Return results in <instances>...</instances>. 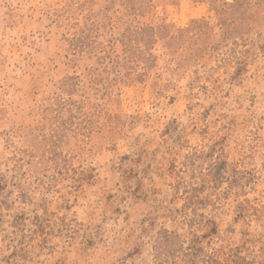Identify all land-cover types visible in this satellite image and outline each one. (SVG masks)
Returning <instances> with one entry per match:
<instances>
[{"label": "rangeland", "instance_id": "rangeland-1", "mask_svg": "<svg viewBox=\"0 0 264 264\" xmlns=\"http://www.w3.org/2000/svg\"><path fill=\"white\" fill-rule=\"evenodd\" d=\"M0 264H264V0H0Z\"/></svg>", "mask_w": 264, "mask_h": 264}]
</instances>
